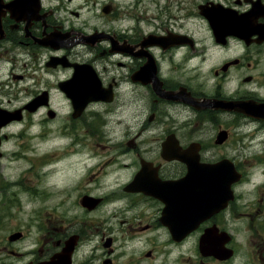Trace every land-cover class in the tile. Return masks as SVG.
I'll return each instance as SVG.
<instances>
[{
	"label": "flooded vegetation",
	"instance_id": "flooded-vegetation-1",
	"mask_svg": "<svg viewBox=\"0 0 264 264\" xmlns=\"http://www.w3.org/2000/svg\"><path fill=\"white\" fill-rule=\"evenodd\" d=\"M177 3L179 14L176 0H109L85 21L62 3L0 0V111L14 114L0 165H14L9 146L37 121L57 120L56 97L68 128L101 146L74 136L79 172L119 158L99 181L95 164L45 203L1 210L0 264H264V168L260 180L247 170L264 162V0ZM73 98L99 100L76 109Z\"/></svg>",
	"mask_w": 264,
	"mask_h": 264
},
{
	"label": "rangeland",
	"instance_id": "rangeland-1",
	"mask_svg": "<svg viewBox=\"0 0 264 264\" xmlns=\"http://www.w3.org/2000/svg\"><path fill=\"white\" fill-rule=\"evenodd\" d=\"M108 1L109 0H73V2H69L68 0H49V4L51 7H54L62 3L66 14L69 13L68 15H70L72 11H78L82 14L83 19L86 21V19L95 16V14L101 15L102 7ZM181 1L183 0H176V14H179L177 11V6H179V4L177 2ZM194 21L196 22V20ZM194 21H190L188 26L197 30H200L201 27H204L203 23L197 26L194 24ZM196 35L198 36V31H196ZM0 72L2 76L4 74L7 75V68L5 66H1ZM4 86L5 85H3V87ZM9 99L13 100L12 106L14 105L16 107L20 105L17 104L16 99L13 97H5L6 102ZM53 107L59 113L57 120L54 122H45L48 123L46 125H40L39 121H37L35 132L32 130L27 131L26 136L29 140L28 142L19 143L15 141L9 146L12 151L16 152L17 156L13 157L15 161L14 165H10V162L7 163L5 161L2 165H0V176L2 177V180L0 179V186L5 184L3 187H0V212L10 204L29 202L34 204L45 203L47 195L44 194L49 193L51 186L55 185L62 188H67L74 185L75 187L81 178L84 177L89 168L95 164L96 167L93 168V171L95 178L97 181H99L98 173L100 174V178H102V171L105 169L104 166L111 160H113V162H118L119 158L116 159L117 154L115 153L114 149L107 155H101L98 158L96 156L93 157V159L88 160L89 168L87 166L86 168L82 169L81 172H79L80 168L82 167L80 164L76 163L79 159V155H74L78 149H75V151L72 152L69 150V144L75 139L74 136L78 134L82 137L79 140L80 145L88 146L89 148H86L87 150L94 149L100 151L101 146H99V144L97 145L96 143H92V134L90 131H84L80 129L77 131H72L70 128H68L69 104L66 100L56 97L54 99ZM37 119H41V116L37 117ZM65 131H68V134L65 136L66 138L64 137L65 139L60 141L63 137H57L56 135L59 133H64ZM32 137L35 138L31 140ZM103 141L104 136L101 135L99 142ZM92 145L97 146L93 147ZM45 151L49 154V161L46 170H44V162L47 158L42 156L43 152ZM58 154H61L62 157L60 159H62V162L56 164V162L60 160L59 158H55V156ZM29 156H31V162L27 161V157ZM17 157L19 160H16ZM88 158L89 156L86 157V159ZM54 160H56L55 164H53ZM100 162H102V164H98ZM260 163H262L261 169H256L255 163L248 164L250 167L248 166L247 170L251 172V176L254 177V179L256 178V180H260L258 173L262 172L264 168V162ZM54 167L55 169L51 171V169ZM60 171H62V174ZM57 174V178L50 181V176ZM8 181H14L17 185L9 184ZM28 194H33V196ZM53 202H56V200ZM3 235L4 233L2 234L0 231V238ZM245 250H247V247ZM246 252L244 253L245 257ZM238 262H240V260ZM243 262L248 264L249 260L245 258Z\"/></svg>",
	"mask_w": 264,
	"mask_h": 264
},
{
	"label": "water",
	"instance_id": "water-1",
	"mask_svg": "<svg viewBox=\"0 0 264 264\" xmlns=\"http://www.w3.org/2000/svg\"><path fill=\"white\" fill-rule=\"evenodd\" d=\"M40 100H42V103L40 104ZM73 104L75 106L76 109L79 108H84L86 106V104L92 102V101H98L99 98H87V99H81V98H73ZM47 100L46 99H37L35 100L32 104H30L31 106H39L43 105L44 103H46ZM244 110H246L248 113L253 114V115H258L260 116L259 112H257L256 108H252L250 107V105L248 103H244L243 104ZM18 113V112H17ZM13 114H6L5 112H1L0 111V127L1 125L6 122V120H8L9 118L13 117ZM52 117H54V115H52ZM233 172V169L228 168V174L231 175V173ZM233 179V178H232ZM91 198H85L82 202L85 205H89L91 203ZM231 256V255H230Z\"/></svg>",
	"mask_w": 264,
	"mask_h": 264
},
{
	"label": "bare ground",
	"instance_id": "bare-ground-1",
	"mask_svg": "<svg viewBox=\"0 0 264 264\" xmlns=\"http://www.w3.org/2000/svg\"><path fill=\"white\" fill-rule=\"evenodd\" d=\"M61 157H62L61 154H58V155L55 156V158H59V159H60ZM55 162H56V160L53 161V164H55ZM61 162H62V159L58 160V161L56 162V164L61 163ZM54 169H55V167L52 168L51 171H53Z\"/></svg>",
	"mask_w": 264,
	"mask_h": 264
}]
</instances>
